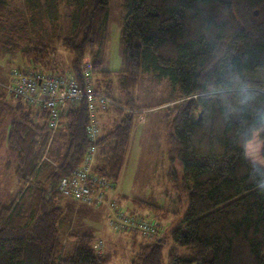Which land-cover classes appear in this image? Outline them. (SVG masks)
<instances>
[{
  "label": "trees",
  "instance_id": "trees-1",
  "mask_svg": "<svg viewBox=\"0 0 264 264\" xmlns=\"http://www.w3.org/2000/svg\"><path fill=\"white\" fill-rule=\"evenodd\" d=\"M13 1L0 0L5 50L19 52L25 70H61L43 37L46 21L57 35L59 0H24L31 27L22 18L14 23ZM63 1L71 9V30L61 37L70 64L80 73L90 59L94 86L111 98L109 111L116 114L97 139L93 166L112 189L141 108L133 90L143 73L167 78L178 100L162 115L165 173L187 207L173 214L165 236L168 211L154 197L132 198L137 208L127 215L134 223L120 228L110 224L114 211L107 207L109 227L129 235L130 264H264V0H119L122 66L116 71L104 69L95 52L108 37L111 0ZM115 79L121 98L114 95ZM240 88L252 98L245 101ZM87 122L84 100L69 105L53 132L61 143L57 157L51 155L56 165L42 164L52 132L47 111L0 95V161L5 151L2 159L20 184L8 201L0 192V264H109L111 253L96 231L73 229L65 237L61 229L67 196L59 180L83 160L91 143Z\"/></svg>",
  "mask_w": 264,
  "mask_h": 264
},
{
  "label": "rangeland",
  "instance_id": "rangeland-1",
  "mask_svg": "<svg viewBox=\"0 0 264 264\" xmlns=\"http://www.w3.org/2000/svg\"><path fill=\"white\" fill-rule=\"evenodd\" d=\"M58 19H57V35L53 32V22L46 21L45 33L43 37L46 43L54 47L56 50L55 59L58 62L59 68L63 72L72 71L71 55L64 48L61 37L68 34L71 30V20L69 14L70 7L63 1L58 2ZM10 11L13 13V21L17 23L22 18L30 25V14L27 10L24 0H15L10 4ZM122 8L119 0H111L110 17L108 26V37L102 47H97L95 52H98L103 68L108 70H119L122 66V45L120 41L122 30ZM37 36L31 35L34 40ZM4 38L0 35V95L6 93L5 88L9 81L10 73L15 68H24L26 62L22 60L19 52H8L5 50ZM90 61V59H89ZM48 70V69H45ZM4 85V87H3ZM7 89V88H6ZM114 95L116 98H121L118 81L114 82ZM133 96L136 98L138 105L141 107L136 112L135 127L131 138L130 153L128 161L125 163L121 173L120 182H118V190L127 197H149L155 198L159 204L165 207L168 211V216L163 223L166 229L163 235H166L167 228L174 224L176 217L173 214L181 211L184 212L187 207V199H179L175 189L169 183L166 177V164L168 155L166 153L167 143L165 126L166 123L162 120V115L167 107L175 104V93L173 86L167 78L157 79L151 73H143L140 82L133 90ZM9 100V97H8ZM105 114V115H104ZM100 115L99 121L100 133L111 129L110 120L114 125L115 113L113 110H108L107 113ZM113 116V117H112ZM108 121V122H107ZM113 127V126H112ZM56 133L51 132L48 137V142L44 150L42 164L46 163L49 166L56 165V160L52 157H57L58 151L61 149V143L56 142ZM54 138V140H53ZM4 154V155H3ZM2 154L5 156V151ZM52 155V156H51ZM0 161V192L3 195L7 194L6 201L11 195H15L20 187V184L13 175L11 165L7 164L4 159ZM180 172L181 171V167ZM114 189V188H113ZM111 188V190L113 191ZM115 192V189H114ZM114 200V197L110 196ZM118 201V199H115ZM121 202V201H120ZM119 202V203H120ZM62 204L65 208V219L62 222V233L66 237L71 230L93 229L99 231L104 245V250L111 253L109 264H130L132 256V246L127 242L129 235L124 237L116 230H111L107 221H104L103 215L107 217L108 203H82L70 197H63ZM127 214L134 208V203L125 200ZM99 206V207H97ZM130 206V208H129ZM129 210V211H127ZM147 214L146 217L152 216L147 209H140ZM153 217V216H152ZM162 225V224H161ZM171 247L170 239H167L164 245V254L166 255Z\"/></svg>",
  "mask_w": 264,
  "mask_h": 264
},
{
  "label": "built area",
  "instance_id": "built-area-1",
  "mask_svg": "<svg viewBox=\"0 0 264 264\" xmlns=\"http://www.w3.org/2000/svg\"><path fill=\"white\" fill-rule=\"evenodd\" d=\"M89 67L87 57L82 63L81 80L76 78L73 70L56 72L45 69L15 68L12 70L11 83L6 90L10 96L20 98L35 109H45L52 132L59 127L61 117L68 106L84 100L88 111L86 132L91 143L81 164L68 175L61 177L59 189L63 195L78 201L97 205L110 204L108 208L114 211L110 224L120 228L127 222L134 223L132 221L134 217L116 210L111 199L106 198L111 190L109 182L95 174L93 169L98 156L99 116L110 108L112 100L103 92L98 94L93 92L94 83ZM134 227H140L145 232L150 231L144 224H136Z\"/></svg>",
  "mask_w": 264,
  "mask_h": 264
},
{
  "label": "crops",
  "instance_id": "crops-1",
  "mask_svg": "<svg viewBox=\"0 0 264 264\" xmlns=\"http://www.w3.org/2000/svg\"><path fill=\"white\" fill-rule=\"evenodd\" d=\"M107 113V112H106ZM105 115V114H104ZM113 117V116H112ZM100 120H101V118H100ZM99 120V121H100ZM108 122V121H107ZM110 126H111V124H112V121L110 120ZM135 131V130H134ZM103 132L101 131V134H102ZM130 148H129V151H128V153H127V156H128V154L130 153ZM127 161H128V157H126V162L125 163H127ZM125 165V164H124ZM124 168V167H123ZM123 170V169H122ZM121 177V176H120ZM119 180H120V178H119ZM118 180V182H120ZM118 182H117V184H116V187L114 188L115 189V192H114V189H113V191L110 193V196L111 197H114V198H116V199H118V200H120L121 201V204L125 207V208H128V207H126V205H124V201L125 200H128V201H130L131 203H132V198H134L133 197V195H132V197H127L125 194H123V193H120L119 192V190H118ZM129 208H130V206H129ZM103 217H104V221H107V217H105V215H103ZM108 225V224H107ZM108 227H109V225H108ZM110 228V227H109ZM112 231H113V229L112 228H110ZM95 231H97V230H95ZM98 232L99 231H97V234H98ZM124 237H126V235L125 234H122ZM99 237H100V235H98ZM105 243V242H104Z\"/></svg>",
  "mask_w": 264,
  "mask_h": 264
},
{
  "label": "clouds",
  "instance_id": "clouds-1",
  "mask_svg": "<svg viewBox=\"0 0 264 264\" xmlns=\"http://www.w3.org/2000/svg\"><path fill=\"white\" fill-rule=\"evenodd\" d=\"M56 71H59V69L56 70ZM237 91L242 92V93L245 94V101H247L248 99H251V98H252V94H251V92H250L248 89H246V88H240V89H237ZM6 93H7L8 96H10V95L8 94L7 90H6ZM10 97H11V98H15V97H12V96H10ZM108 110H109V109H108ZM108 110H107L106 112H108ZM106 112H104V113H106ZM104 113H102V114H104ZM102 114H100V115H102ZM100 134H101V133H100ZM252 163L256 164V163H258V162L255 161V160H253ZM59 181H60V180H59ZM74 200H75V199H74ZM76 201H78V200H76ZM78 202H82V201H78ZM85 203H86V202H85ZM94 204H95V203H94Z\"/></svg>",
  "mask_w": 264,
  "mask_h": 264
},
{
  "label": "bare ground",
  "instance_id": "bare-ground-1",
  "mask_svg": "<svg viewBox=\"0 0 264 264\" xmlns=\"http://www.w3.org/2000/svg\"><path fill=\"white\" fill-rule=\"evenodd\" d=\"M72 70L74 71L76 78H77L78 80H81V76H80V73H81V72H80V73H77V71H76L75 69H73V68H72ZM11 74H12V71H11V73H10L9 81H8V83H7V86H6L7 89H8V87H9L10 83H11ZM93 92H94L95 94H98V93H100V90L96 89L95 86H93ZM99 129H100V128H99Z\"/></svg>",
  "mask_w": 264,
  "mask_h": 264
}]
</instances>
